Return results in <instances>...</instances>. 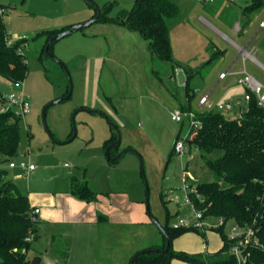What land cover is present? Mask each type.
<instances>
[{
	"label": "rangeland",
	"instance_id": "1",
	"mask_svg": "<svg viewBox=\"0 0 264 264\" xmlns=\"http://www.w3.org/2000/svg\"><path fill=\"white\" fill-rule=\"evenodd\" d=\"M176 1L181 6V15L171 29L174 60L166 61L152 53L149 40L139 32L118 23L95 22L83 31L73 32L55 43V56L43 51L45 37L35 39L39 33L65 28L71 21H90L96 5L104 9L114 4L111 16L117 17L123 9L131 8L135 0H0L5 5L4 22L10 39H28L23 46L28 60L26 78L14 83L0 75V96L24 93L30 102V112L20 117L21 141L18 156L13 159L18 167L1 162L0 168L7 169L8 178L26 194L63 188L71 182V187L77 188L88 179L93 184V187L89 185L92 193L88 196L97 194L95 187L123 189L132 200H146L149 195L148 214L154 222L149 231L145 233V226H123L117 230L123 234L125 254L130 247L136 250L147 245H163L159 224L175 226L183 219L191 225L197 223L183 187L186 174L195 185L217 179L195 145H187L183 160L173 152L183 123L174 121L172 112L189 103L194 114L211 109L199 104L208 92L210 102L215 103L214 110L219 111L218 104L243 101L246 93L245 86L237 81L239 76L237 80L230 76L218 79L238 51L195 19L197 13H203L217 26L209 16L211 10L218 8V2ZM236 2L224 14L230 13L241 21L238 5L244 7L247 3ZM254 11L248 12L252 30L264 18V5ZM190 27L197 28L199 37L190 34L189 39ZM229 37L245 45V40L232 34ZM216 49L221 52L210 64H205ZM247 51L264 66L262 44L257 50L250 45ZM59 60L70 72L73 93L70 98L50 106L64 97L70 86L67 70ZM241 62L239 58L238 63ZM263 66L246 61L248 72L264 84ZM196 68H199L198 74L190 71L188 77L187 70ZM83 108L105 113L122 134L119 151L131 147L138 154L128 152L118 161L109 162L105 143L112 135V126L105 116ZM76 111L77 134L69 141ZM221 112L230 117L240 115L238 107ZM185 120L190 119L185 116ZM186 128H183L184 135ZM20 160L33 163L36 169L24 174L19 167ZM208 222L216 225L218 219L211 217ZM233 224L230 220L224 226L227 234L232 232ZM203 234L211 238L198 234L200 240L175 243L174 248L186 247L190 251L202 246L204 251L221 250L223 242L219 232L206 230Z\"/></svg>",
	"mask_w": 264,
	"mask_h": 264
},
{
	"label": "trees",
	"instance_id": "2",
	"mask_svg": "<svg viewBox=\"0 0 264 264\" xmlns=\"http://www.w3.org/2000/svg\"><path fill=\"white\" fill-rule=\"evenodd\" d=\"M263 5L264 1H256L244 11L253 12ZM113 7L114 4H111L102 9L96 22L118 23L137 31L149 40L150 49L155 56L161 60H174L171 29L181 15V6L176 0H135L131 8L123 9L117 17L111 16ZM4 11L5 5L0 3V75L14 83H20L28 73V60L23 50L28 39H10L4 22ZM96 15L97 8L93 17ZM72 26L43 31L35 39L45 37V51L51 38ZM56 42L57 40L49 45V52L53 56ZM262 45L264 46V38ZM220 52L221 50L216 49L206 64H210ZM68 92L69 85L66 94ZM248 107L249 110L238 117L227 116L221 110L215 111L214 107L197 112L195 119L199 123L192 126L184 120L177 139L184 135L183 128L187 126L186 144L195 145L202 152L207 166L217 178L195 185L200 195H192L196 207L208 218L233 220L242 226L254 224L261 245L249 248L250 256L246 264H264V108L259 106L255 95L251 97ZM181 109L191 112L193 108L189 103ZM21 132L20 116L12 111L0 113V163L14 162L13 159L18 156ZM73 133L74 130L70 137ZM117 137L118 134L112 127V135L105 143L106 148ZM118 152V146L112 147L108 151V161H118L113 160ZM8 175L7 169L0 168V264H32L30 250L33 240L30 238L36 230V224L31 222L29 216L26 217L32 210L29 196ZM72 192L87 201L96 197L94 194L88 196L92 192L87 183L77 188L72 187ZM159 229L164 244L143 250L164 249L168 240L170 249L165 253L144 252L136 259L135 264H173L175 259L190 264H237L236 258L229 253L232 240L224 226L210 229L219 232L223 242L220 251L210 254L174 249V240L186 233L205 235V232L202 233L197 228H177L167 223Z\"/></svg>",
	"mask_w": 264,
	"mask_h": 264
},
{
	"label": "crops",
	"instance_id": "3",
	"mask_svg": "<svg viewBox=\"0 0 264 264\" xmlns=\"http://www.w3.org/2000/svg\"><path fill=\"white\" fill-rule=\"evenodd\" d=\"M216 3L218 8L216 11L211 10L209 18L211 17L215 20L219 28L209 21L203 13L196 14V21L210 28L231 46L230 42L235 41L230 39V34L238 39L245 40V44H247L259 29L258 24L252 30L253 22H251L248 11H244L250 3L246 2L247 5L244 7L238 5L241 8L242 22L230 13L227 16L224 14V10L230 8L233 3L228 0H217ZM206 13L209 15L208 12ZM212 16L216 18L214 19ZM248 21H250L249 24H247ZM79 22L82 21H78V23L77 21H71L67 27L79 24ZM238 22H241L244 27L240 32L235 29V25ZM195 32H198V34ZM190 34L199 37V31L196 27H190L189 39ZM252 49L257 50V47L252 44ZM238 59L237 55L227 62L226 68L220 74L229 70L232 74L228 76L237 80V76L244 68L242 62L238 63ZM208 61L204 63L206 64ZM257 62L263 66L258 60ZM190 71L198 74L199 68L187 70V75H189ZM220 74L219 80H221ZM206 106L214 107L215 103L213 104L209 99ZM84 180L93 187V184L88 179ZM71 184L63 188L52 189L51 191L28 194L31 208L41 209L38 222L36 223V230L33 234V244L30 250L31 258L40 257L41 261L39 264H130L132 257L145 248L140 247L135 250L130 247L127 249L126 254L123 253V234L117 233V230L123 226L129 228L145 226V233L149 231V226L154 222L151 221L148 214L149 212L145 205L146 200H132L128 196L127 191L123 189L95 187L96 197L87 201L72 192ZM205 237L210 239L211 235L205 234ZM196 239H201L198 233L189 232L175 239L173 246L175 243H180V245L181 243H192L190 241ZM199 248L189 251L186 250V247H180L178 251L206 254L219 250L204 251L202 246H199ZM173 264L188 263L175 259Z\"/></svg>",
	"mask_w": 264,
	"mask_h": 264
},
{
	"label": "built area",
	"instance_id": "4",
	"mask_svg": "<svg viewBox=\"0 0 264 264\" xmlns=\"http://www.w3.org/2000/svg\"><path fill=\"white\" fill-rule=\"evenodd\" d=\"M199 2H204V3H215L216 0H197ZM230 3H235L237 0H228ZM246 2L251 4H254L256 1H264V0H245ZM243 24L241 22H238L235 25V29L237 32H240L243 30ZM264 19L260 21L259 23V29L257 32L254 34V36L250 39V41L245 44L241 45L237 42H230L232 46L238 51V58H241L242 64L244 65V68L242 71L239 73V79L237 80L238 83L242 84L246 88V93L244 96L243 101L241 100H235L231 102H226V103H220L218 104V108L221 111L224 112H229L238 107L240 109V115L242 112L245 110H249V102L251 100V97L255 95L258 100L259 106L264 108V84L258 81L252 74H250L246 68V61L251 60L254 62H257L256 58L249 52L247 51V47L250 45L254 44L256 47L259 44H262L263 38H264ZM237 60V59H236ZM229 74H232V72L227 70L226 72H222L220 74V78L224 79L226 78ZM0 113H5V112H15L16 115L25 117L29 112H30V102L29 98L24 93H21L20 95H15L13 93L9 94L7 97H2L0 96ZM210 99V92L204 94L200 101L199 104L201 106L207 105ZM185 116L189 118L190 124L196 125L198 124V120L195 119V114L191 112H184L181 109H177L172 112V119L177 122H184ZM187 135H183L182 137L178 138L175 141L173 152L183 160L184 155L186 154L185 150L187 147L185 137ZM10 167L16 168L18 167L17 162H12L10 163ZM19 167L22 169L23 173H30L33 170L36 169V166L26 160H20ZM184 189L187 191L186 194V199L189 204V206L192 208L193 212L195 213V217L198 220L195 225H191L190 221L187 219H183L182 221L178 222L174 227H185V228H197L202 232H205L206 230H210L211 228H216V227H222L225 226L228 221L230 220H225L223 218L218 219V223L215 224H210L208 222V217L205 216L204 212L198 207H196L195 202L192 199V195H196L197 197H200L198 190L195 186V184L191 183L188 179V175H185L184 178ZM189 191V192H188ZM41 209L40 208H34L31 210L30 213H28V216L30 217V220L32 223L36 224L39 219V213ZM229 238H231L232 242L229 247V253L234 256L237 260V264H246L247 261L249 260L250 252L249 248L250 247H257L260 246V239L257 235V228L255 227L254 224H248L246 226H242L237 222H234L233 227H232V232L228 233ZM33 240V236L30 238Z\"/></svg>",
	"mask_w": 264,
	"mask_h": 264
},
{
	"label": "water",
	"instance_id": "5",
	"mask_svg": "<svg viewBox=\"0 0 264 264\" xmlns=\"http://www.w3.org/2000/svg\"><path fill=\"white\" fill-rule=\"evenodd\" d=\"M96 8H97V15H96V17H94L93 19H91V20L88 21V22L76 24V25L72 26L71 29L65 30V31H63V32H61V33L55 35L53 38H51V40H50L48 46L46 47L47 52H48L49 54H51V53L49 52V45H50V43H52L53 41H55V40H57V41H58V40H61L62 38L66 37V36H68V35H71V34H72L74 31H76V30H79V29H82V28H85V27H88V26L94 24V23L97 21L98 17H99L100 14H101V11H102V9H101L100 6L96 5ZM51 55H52V54H51ZM52 56H53V55H52ZM59 61L63 64V66H64L65 69L67 70V73H68V76H69V81H70L69 92H68L64 97H62V98H60V99H58V100L52 102V103L50 104V106H52V105H54V104H57V103L63 101L64 99H68V98H70V96H71L72 93H73V82H72V78H71V76H70V72L68 71L67 66L65 65V63H63L61 60H59ZM50 106H49V107H50ZM83 109H85V110H87V111H90V112H97V113H99V114L105 116V117L109 120L108 116H107L105 113L101 112V111H96V110L87 109V108H83ZM77 112H78V111H76V112L74 113L73 117H72V119H73V125H74V133H73V135L69 138V141L72 140V139L76 136V134H77V128L75 127V116H76ZM109 123H110L111 126L115 129V131L117 132L118 137H117V140H116L115 142H113L111 145H109V146L107 147V149H106V155H107V156H108V151H109L112 147H114V146H119L120 143H121V141H122V134H121L119 128L117 127V125L114 124L111 120H109ZM128 152H134V153H137V154H138V152H137L135 149H133V148H131V147H128V148H125V149H122L121 151H119L118 154H117L115 157H113V160H119L124 154H126V153H128ZM142 169H143V164H142ZM143 172H144V170H143ZM147 190H148V187H147ZM146 204H147V210H148V212L150 213V208H149V195L147 196ZM26 217H28V214H26ZM159 228H162L160 224H159ZM169 249H170V241L168 240L167 245H166V248H164V249H158V248H153V249H152V248H151V249L142 250V251L136 253V254L132 257L130 264H135L136 259H137L140 255H142L144 252L165 253V252H167ZM40 261H41V258H40V257H35V258L32 260V264H39Z\"/></svg>",
	"mask_w": 264,
	"mask_h": 264
}]
</instances>
